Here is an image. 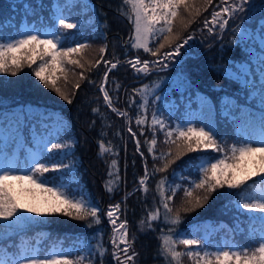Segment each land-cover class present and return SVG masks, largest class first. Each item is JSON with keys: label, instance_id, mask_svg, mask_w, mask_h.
Wrapping results in <instances>:
<instances>
[{"label": "trees", "instance_id": "1", "mask_svg": "<svg viewBox=\"0 0 264 264\" xmlns=\"http://www.w3.org/2000/svg\"><path fill=\"white\" fill-rule=\"evenodd\" d=\"M9 1L11 0H0V39L15 37L21 30V21L25 18L28 22H34L41 30L54 25L57 17L61 15L71 18H76L77 15L86 16L84 12L89 4L94 2L99 12L94 26L82 28L80 29L82 31L67 36L65 46H75V43H84L92 39L95 26H98V29L102 28L107 35L120 37V24L112 19L118 17L128 21V15H123L122 12H127L129 15V11L131 12L130 7H124L122 0H72L70 7H65V0H17L12 5ZM250 11L252 10L247 8V13ZM252 14L244 18V14L239 13L229 19L224 29H220L217 25L212 32L203 29L202 21L194 24L192 28L201 27V31L196 28L198 30L195 35L199 39L196 45L197 51L183 61L187 76L177 77L174 68L151 71L147 74L137 73L126 63V58L133 53L130 49L127 51L123 49L118 51L115 57H110L111 60L118 58L120 63L116 69L109 72L105 89L109 92L114 107L127 111V117L117 115L105 104L99 88L105 73L104 66L101 65L95 67L93 74L85 82V93H92L95 97L87 99L84 94L78 93L71 105L43 99L30 92L26 94L22 92L21 96L0 93V117L4 118V124L15 117L18 119V114L21 113L22 119H19V125L23 130V138L31 145L35 146L31 135L32 125H35L37 127L35 129L39 132H43L50 130L55 121L61 127L52 136L54 143H58L66 130L71 149L68 151L78 150L82 153L79 168L62 172L49 171L47 178L53 183H48L47 186L69 184V182L73 185L77 172L80 174L84 171V174H87L85 185H88V192L102 210L99 224L93 223L91 218L78 220L72 224L54 221L48 224L33 223L11 229V237L6 243L20 245L22 242L30 241L33 247L35 241L39 239L41 241L39 247L43 251L53 243L62 242L66 249H79L78 252H73L70 258L84 255L90 257L84 261V264H91L92 261L95 264H113L110 239L112 226L104 206L119 202L122 207V218L126 219L131 227H137L138 222L153 209L151 200L142 196V186L139 181L144 175V157L134 152L133 135L127 130L126 121L130 119L133 130L141 140L142 152L147 157L148 163H151L154 155H158L161 151L160 149L159 152L156 150V154L149 153L148 145L145 144L146 139L152 138L150 131L152 113L155 112L166 125L173 127L175 122L186 118L188 110L197 107L200 98L205 97L213 101L216 106L218 144L224 151H228L232 144H238L241 139L238 125L243 120V107L248 105L264 111V101L259 92L262 80L260 68L264 66L262 65L264 43L257 41L256 37L257 32L260 33V38L264 36V32L258 29L260 26L264 31V6L258 8L257 12L252 11ZM238 26L239 30L234 31ZM108 54H110L109 50L106 55ZM117 84L120 85L118 89ZM144 86H148L146 90ZM134 89L143 91L138 93L134 92ZM130 100L138 103H132L130 106ZM232 100L235 102L233 103ZM93 109L98 111L93 112ZM12 112H15L13 116L10 115ZM233 114H236V117L233 118ZM137 116H147L145 124L137 125ZM42 121H46L48 126H43ZM72 122L81 128V132L79 139L77 137L76 142L71 146L73 133L69 132L68 126L72 125ZM156 127L158 129V125ZM161 134L163 133L159 130L156 132L157 145ZM100 142L113 149L102 156L98 145ZM68 151H65L66 155ZM131 151L137 157L134 163ZM21 153L24 155L25 151L21 150ZM223 154L212 150L191 152L178 159L167 172H158L154 175L151 174L152 168L149 167L154 181L153 187L155 188L162 176L168 177L169 184L173 183L174 177H183L185 179L182 181L186 185L189 180L196 178L202 159L221 158ZM44 155L41 161H44ZM55 159L60 160L57 152L55 157L48 156L47 161L50 162L47 164L53 163ZM113 160L116 161L115 165L112 164ZM22 164L23 162L20 161L19 167ZM109 173L112 175L110 176ZM109 181L113 182L112 192L107 191L106 188ZM253 181L259 182V178L253 177L252 181L247 182L248 185L250 186ZM237 192V189H229L225 185L213 192L212 198L201 209L181 213L179 224L162 223L158 219L148 231L138 232L136 264H165L164 258L158 255V248L162 244V231L165 234L168 228H174L179 234L174 238L206 241L208 251H214L226 237L239 245L249 247L250 251L257 247V243H249V240L253 233L259 236L255 227H261L264 220L259 218L261 215L259 212L237 208ZM153 194L158 202L159 196L156 190ZM159 207L162 217L164 209L160 205ZM172 209L175 215V209ZM8 231L5 229L3 235L6 236ZM98 244H102L107 249L102 261L97 255ZM176 247L180 251L185 249L184 245H176Z\"/></svg>", "mask_w": 264, "mask_h": 264}, {"label": "snow or ice", "instance_id": "2", "mask_svg": "<svg viewBox=\"0 0 264 264\" xmlns=\"http://www.w3.org/2000/svg\"><path fill=\"white\" fill-rule=\"evenodd\" d=\"M248 0H240L239 6L229 4L228 0H221V5H217L219 10L211 12L209 19L203 22V27L209 31H214L218 25L220 29H224L230 18L238 11H242L244 4ZM72 0H65V7H70ZM125 8L131 10V15L127 12H122L123 15H128L133 26V34L130 35V47L143 49L146 53H151L153 57H157L162 49L164 51L159 59L171 60L174 56L179 55L181 48L186 45L192 36L188 35L181 43H176L180 39V33L174 32L177 23L182 29H186L191 25L195 18L201 14V8L194 7L192 0H122ZM213 4V0H204V5ZM56 7H60L56 5ZM204 10H207L206 8ZM182 12H187L190 19H185ZM70 16H59L58 32H40L35 28L28 32L18 33L15 37L0 39V73H10L15 76L25 66L32 68L34 64L39 63L34 69V75L46 87L54 89L59 95L68 99L67 94L58 86L57 81L60 78L57 76V70L61 74L65 71V65H75L84 68V64L80 59L74 56H83L84 50L89 45L84 43H75V46H65L67 40V30L77 29L78 22H70ZM239 30V26L234 31ZM134 40V43L131 41ZM150 44L157 45L153 49ZM174 45V47H173ZM107 45L100 49L101 58L96 60L95 65H99L101 60L106 67L103 82L100 85V91L103 93L105 104L116 112L117 115L127 117V111H121L113 107V100L109 92L105 89L104 84L108 81L109 72L116 69L120 60L117 58L115 62L104 59V53L107 50ZM158 61H150L145 59L141 61L139 56L126 61L137 72H148L149 65ZM91 63V62H89ZM110 65V67H108ZM264 65V61H262ZM167 66V65H165ZM261 85L260 95L264 101V66L260 68ZM81 78L84 79L83 73ZM80 85L76 84V88ZM117 89L120 87L116 85ZM148 86H144V90ZM142 89H134V92H142ZM71 102V101H69ZM132 103H138L130 100ZM146 107V105H140ZM98 109H93V112ZM147 116H137V125L145 124ZM260 139L259 141L245 138L243 142L234 143L228 151H224L223 147L218 144L216 135L213 130L206 126L194 127L191 123L187 126L177 125L170 127L155 113L151 116L150 131L152 134L151 140H145L148 145L149 153H156V145L158 143L156 132L159 130L163 133L164 142L169 145H175V158L183 156L187 152H204L212 150L215 152H223L221 158L209 157L202 159L198 168V180H189L186 185L169 184L168 177L162 176L155 186V190L159 196V205L164 209L161 217L160 208L157 207L147 214V220L156 222L158 219L162 223H170L177 225L181 221L179 211L173 215V209L170 207V201H173L177 192H182L187 206H183L184 212H190L197 207L202 206V202L207 201L209 195L216 191L217 188H223L225 185L229 189H237L238 196L237 208L241 210H249L250 212H259L260 219L264 220V114L260 118ZM158 125V129L157 126ZM207 128V130H206ZM128 131L135 137L136 133L129 127ZM141 129V135H143ZM253 143H258L259 146L253 147ZM9 145H12L9 149ZM65 147L63 144H52L51 150ZM103 150V144L100 145ZM25 152L30 149L24 148L23 143L18 135V127H4V118L0 117V264H84L89 256L78 255L75 259L70 258L73 252H78L79 249L71 250L63 247L62 242L53 243L48 249L41 250L39 247L41 241H35L36 246L32 247L30 241L22 242L20 245H8L6 240L11 237V229L22 226L31 218L24 215L21 209H25L28 213H35L39 216L52 213H63L66 216H72L76 219L85 220L91 218L93 223L99 224L102 210L97 204L91 200H85L83 196L75 198L70 196L65 185L56 187H46L48 183L53 181L48 180L44 176L49 171H55L68 167L62 163L51 164V167L44 163H40L38 158L31 160L26 159L27 167H17L21 149ZM49 150V151H51ZM136 150L140 151V141L136 140ZM143 156V152H140ZM173 155L172 148L167 151H160L158 155H154V159L164 161L162 167H153L152 175L158 172H167L169 167L175 163V159H169ZM215 160V162H212ZM115 165L116 161L113 160ZM251 164L252 167H249ZM34 165V166H33ZM26 171L27 175L16 174ZM111 176L112 173H109ZM147 167L144 170V176L140 179L139 184L144 186V191L147 192L146 182L149 178ZM174 175V173H173ZM253 177H258L259 182L253 181L249 186L247 182L252 181ZM181 179H185L181 177ZM20 184L21 188L17 190L15 184ZM112 181L106 185L107 191L112 192ZM27 184L31 187L25 188ZM32 188L41 189L43 192L50 193V197L46 198L42 204L25 205L21 202V194L23 192L32 191ZM197 190H203L206 194L203 196L194 195ZM120 209V204L116 203L108 206L106 215L112 227L111 243L113 246L112 257L117 261V264H135L137 253L134 251L131 243L128 240V222L127 220L118 221L117 212ZM141 224L145 221L141 220ZM151 228L152 224L149 223ZM9 230L7 235H3L4 230ZM174 228H168L167 234L162 231V244L158 248V255L163 257L165 264H181L182 258L186 255L192 264H264V230L258 237L253 233L249 243H257L258 246L249 250V247L242 245H223L216 248L215 251H208L206 241L201 239L174 238L178 237ZM47 239V238H45ZM122 242L124 247H120ZM28 246L25 247L24 245ZM176 245H184V251L178 250ZM195 246V247H194ZM97 255L103 260L107 249L102 244L97 245ZM121 253L123 258H121ZM129 253H131L129 255ZM91 264H95L94 261Z\"/></svg>", "mask_w": 264, "mask_h": 264}, {"label": "rangeland", "instance_id": "3", "mask_svg": "<svg viewBox=\"0 0 264 264\" xmlns=\"http://www.w3.org/2000/svg\"><path fill=\"white\" fill-rule=\"evenodd\" d=\"M15 1H17V0H11V1H9V3L12 5V4L16 3ZM192 3L194 5V7L201 8V14L199 16H197L195 18L194 22L191 25H189L186 29H182L181 26L177 23V26L174 29V32L180 33V39H178L176 41V43H181L182 40L184 38H186L188 35H191L193 38H192V40H190L186 45H184L181 48V52L179 53V55L174 56L171 60L159 59V57L162 56V53L164 51L170 50L168 48L162 49L161 53L158 54L157 57H153L151 55V53H146V52H144L143 49H136V48L130 47V44L127 42L129 41L130 35L133 34V26H132L131 21L130 20L125 21V20H122L118 17H113L112 20L114 22L120 24V28H121L120 37H118L116 35H107L106 33L103 32L102 28L99 27V29H98V26H95L93 38L88 40L87 42H84V44L89 45V47H87L84 50L83 56L82 57L81 56H74V58L81 60V63L84 64V68H80L79 66H75V65H67L66 64L65 65V71L63 74H61L59 72V70H57L56 74H57V76L60 77L57 81V84L62 89V91H64L67 94V96H68L67 100L64 99V97L59 95L57 92H55L54 89L46 87L34 75V69H35V67H37L39 60H37V64H34L32 68L25 66L15 76L11 75L10 73H1L0 74V93L12 95V96H17V94H19L18 96H21L23 93L26 94V93L30 92V93H32L36 96H39L43 99L54 100V101L61 102L62 104H66V105L73 104L72 102H74L75 96L78 93L84 94V96H86L87 99L94 98L95 97L94 94L85 93V91H84L85 86H86L85 82L87 81L88 77H90L93 74L96 66H100V65H101V67L104 66V70L105 71L107 70L104 63H103V60H101V63L99 65H96L93 67V65H95L96 60H99L101 58L100 49L104 45H107L108 46L107 50L110 51V54L106 55V53H107V50H106V52L104 53V59L110 60L112 62H115L116 59L111 60L110 57H115L116 56L115 54H117L118 51H121L123 49L125 51H127L130 49L133 51V53L131 54L132 56H130L129 58H126L127 61L133 59L136 56H139L141 61H143L145 59H148L150 61H158L156 63H151L149 65L148 72H151V71L152 72H158V71L169 70V69L174 68L176 70L175 75L177 77L178 76H187V72L185 71V69H184L185 67L183 66V64H184L183 61L188 56L193 55V53L195 51H197L196 45H197V42L199 40L198 37H196V35H195L196 30H198L199 27H196L198 29L192 28L193 25L199 21H202V26H203V22L210 18L211 12L214 10H219L217 5H220L221 7L223 6V5H221V0H219V2L218 1L216 2V0H213V4L209 5V6L204 5V0H192ZM228 3L230 5L235 4L236 6H239L240 0H228ZM262 6H264V0H248V3L244 4L243 10L236 12L234 17L237 16V14H239V13H243L244 18L248 17V16H252L253 15L252 11L257 12L258 8H260ZM205 8L207 10H204ZM247 8H250L252 11L247 13ZM129 13L131 15L130 11H129ZM84 14L86 16L77 15L76 18H72L70 20V22H78L79 27L77 29L67 30V33H68L67 36L75 33L76 31H82V30H80L82 28L94 26L95 19H96L97 15L99 14L97 5L94 2L90 3L88 9L84 12ZM182 15L184 16L185 19L191 18L187 12H182ZM22 24H23V26L21 28V32H28L33 28L38 30V28L33 26L32 24L23 23V21H21L20 25H22ZM203 29L208 30L207 28H204V27H203ZM258 29H260L262 33L264 32L260 26ZM57 30H58L57 27H53V28L48 27V28L44 29V32H47V33L57 32V34H60V32L64 31V30H60V32H58ZM199 31H201V27H200ZM209 32H212V31H209ZM256 37H257V41H260L262 44L264 43V36L262 38H260L259 32H257ZM252 38H254V36H252ZM131 42L134 43V40ZM150 46H152L153 49H155V47L157 45L150 44ZM173 47H174V45H173ZM89 62H91V63H89ZM165 65H167V66H165ZM108 67H110V65ZM81 73H83V75L85 77L84 79L81 78ZM139 73L144 74L143 72H139ZM147 73H145V74H147ZM76 84H79L80 87L76 88ZM105 84H104V87H105ZM100 85H99V88H100ZM88 89L91 90L90 87H88ZM96 89H97V86H96ZM101 94L103 96L102 92H101ZM22 98H25V97L22 96ZM69 101H71V102H69ZM232 102L234 103L235 101L232 100ZM113 107H114V105H113ZM14 113L15 112H12L10 115L13 116ZM242 114H244L243 121L238 125V130H239V133L241 134L240 142H243V140L245 138L255 140V141H259V139H260L259 133H260V126H261L260 118H261L262 114H264V111H260L258 109L251 107V106L245 105L243 107ZM18 115H19L18 119L15 117L12 120H8L7 123L4 124V127L6 129L9 128V126H11L12 128L18 127V135L20 137L21 142L24 145V148L30 149V151L25 152V154L29 160H31L33 158H38L40 163L47 164V162H50V161H47L48 156L49 157H55L56 152H57L60 160L55 159L53 161V163H48L47 165L49 167H51V164L62 163L64 165H67L68 167L63 168V169H59V170H55L54 172H62V171L72 170L75 167L77 169L81 166L80 159H81L82 153L78 150L77 151L72 150V152H69V151H71V149L69 148L70 143H69V141H67L68 132L66 130H64L63 136L58 141V143L56 142V144L65 145V147L60 148V149L51 150V145L55 144L54 139H52V136L54 134H56L61 127L59 123H56L55 121H53L54 126L52 125L50 130H44L43 132H39L38 130H36L37 127L35 125H32L31 135H32L34 142H35V146H33L27 140H25L23 138V130L20 128V125H19V119H22V114L19 113ZM232 117L233 118L236 117V114H233ZM126 122H127L126 123L127 130L129 127L132 128V123L130 122V119H128ZM188 123H191L194 127H197V128L207 125L208 127H210L213 130L215 135L216 134L218 135V119H217L216 106H215L214 102L205 98V97L200 98L198 106L190 109V115L186 118V120L180 119V121L175 122L173 128L176 127L177 125H182V126L186 127ZM42 125L48 126V123L46 121H42ZM35 127H36V129H35ZM68 130L70 133H73L72 144H71V146H72L76 142L77 137L79 139V134L81 132V128L79 126H77L76 123L72 122V125L68 126ZM206 130H207V128H206ZM132 131L135 132L133 130V128H132ZM50 132H51V134H50ZM132 138H133L132 143H133V145H135L134 152L140 154V152H142V147L140 144V151L138 152L136 150V140L138 139L140 141V143H141V140L137 136V134L135 137L132 136ZM257 146H259L258 143H253V147H257ZM11 147H12V145H9V149H11ZM169 147L172 148V152H173V155L171 157H169V159H175V163H176L178 161V159L175 158V152H176L175 145H169V144L165 143L164 142V136H163V134H161L160 135V142L157 145L156 150L158 152L160 149H161V151H167ZM21 150H24V149L22 148ZM49 150H51V151H49ZM66 150L67 151L69 150L67 155L65 153ZM99 151L101 152V155H102V153L105 155V154H108V152H109V151L105 152V151L101 150V148H99ZM131 153H132V162L134 163L136 161L137 157L132 151H131ZM189 153H191V152H187L184 155H187ZM43 155H44V161L41 162L40 158H42ZM104 155H102V156H104ZM142 157H144V167H147L148 171H149V167H151L152 168L151 171H153L154 166H156V167H162L163 166L164 161H162L160 159H152V162L148 163L147 157L144 154ZM181 157H179V159ZM204 159H207V158L205 157ZM19 160L24 161L23 155H21V151H20ZM145 161H146V163H145ZM212 162H215V160H213ZM172 165L170 167H172ZM199 166H200V164H199ZM24 167H27V165H24L22 168H24ZM249 167H252L251 164L249 165ZM78 173L79 172H77V176H74L73 185L69 182V184L59 183V184H52L51 186L46 185V187H56L58 185H65V186H67L66 190L68 191L70 196L75 197V198H79V197L83 196V198L85 200H91L92 202L97 204L96 201L93 199V196L90 194V192H88V190H89L88 185L87 186L85 185V180L87 178V174H84V171H81L80 174H78ZM16 174L27 175L28 173L26 171H24V172H20V173H16ZM44 176L47 178V173H45ZM143 176L144 175H142L141 178ZM198 179H199V176L197 174L196 178L193 180H198ZM172 180H173L172 184L185 185L181 178L174 177ZM153 185H154V181H153L151 174H150L149 178L146 182V186H147L148 191L147 192L144 191V186H142V189H141L142 190V196L145 199L151 200V202L153 204L152 211L155 208L159 207V203L156 201L157 197L153 194L155 192V188L153 187ZM24 187L29 188L31 186L25 184ZM15 188L17 190H19L21 188V185L17 183V184H15ZM218 189L219 188H217L216 191ZM205 194L206 193L203 190H197L196 192H194V195L203 196ZM50 195H51L50 193L43 192L41 189L32 188V191L23 192L21 194L20 199H21V202H23L26 206L30 205V204L40 205L43 203V201L46 198H49ZM211 198H212V193L209 195L207 201L202 202L201 207H197L194 210H198V209H201L202 207H204L209 202V199H211ZM116 203H119V202H116ZM116 203H114V204H116ZM109 205H113V204H109ZM109 205L104 206V210L106 212L108 210ZM183 206H187L186 201L183 197V193L177 192L174 200L170 201V207L174 208L175 212L179 211V213L181 214L184 212ZM99 208H100V206H99ZM159 208H161V207H159ZM21 211L24 213V215L31 218L28 222H26L22 226L31 225L33 223L48 224L50 221H54L57 223L58 222L64 223V224H72V223H75L78 220H80V219H76L72 216H66L63 213H52V214H46L43 216H39L35 213H28V212H26L25 209H21ZM117 217H118L117 222H120L123 220L121 204H120V209L117 212ZM142 220L145 221V223L141 224L140 223L141 220H140L137 224V227H131V225L128 223V240L131 243V245H132V247L136 253H138L137 249H136V236H137L138 232L148 231L150 229L148 227V224L151 223L152 227H153V225L155 223V222L148 221L147 215H145V217H143ZM18 227H20V226H18ZM15 228H17V227H15ZM259 228L260 227H258V226L255 227V229H257L259 231V235H261L262 230H264V225H262V227L260 229ZM165 234H167V232H165ZM112 235H113V233L111 232V237H112ZM118 243H120L121 248L124 247L122 242H118ZM223 245H239V244L236 241L232 240L231 238L226 237V238H224L223 242L221 244H219L217 247L223 246ZM111 247H112V252H113L112 243H111ZM130 254L131 253H129V255ZM136 257H135V264H136ZM121 258H123L122 253H121ZM73 259H75V258H73ZM112 260H113V264H117V261L115 259H113V257H112ZM181 264H192V262L185 255L182 258Z\"/></svg>", "mask_w": 264, "mask_h": 264}, {"label": "water", "instance_id": "4", "mask_svg": "<svg viewBox=\"0 0 264 264\" xmlns=\"http://www.w3.org/2000/svg\"><path fill=\"white\" fill-rule=\"evenodd\" d=\"M143 73H144V72H143ZM101 143H102V142H100V145H101ZM102 144H103V147H104V143H102Z\"/></svg>", "mask_w": 264, "mask_h": 264}]
</instances>
